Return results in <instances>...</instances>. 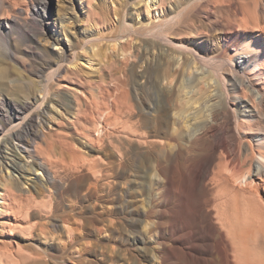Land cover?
<instances>
[{
  "label": "bare ground",
  "instance_id": "1",
  "mask_svg": "<svg viewBox=\"0 0 264 264\" xmlns=\"http://www.w3.org/2000/svg\"><path fill=\"white\" fill-rule=\"evenodd\" d=\"M15 1L13 8L18 12L24 10L19 7L20 3L16 7L18 2ZM94 1L81 0V8L87 23L85 27H95L96 33L75 42L85 49L89 43L98 46L106 39L103 56H109L112 68L120 63H134L125 74L127 82L116 78L115 85L111 82L112 87L108 86L110 106L104 108L106 113L100 109L109 97L104 93L95 103L98 110H90L96 107L95 104L89 107V112L93 113L90 112L91 116L82 113L84 117L81 121L75 113L71 119L73 111L69 113L70 120L67 125L64 124L65 127L60 124L66 120H59L60 124L52 120L54 123L50 132H47L46 127L51 124V120L48 121L38 112L44 102L49 100V82L45 85L37 84V90L44 93V96L43 99L38 98L40 103L34 109L31 108L34 102L27 97L17 100L22 101L18 103L0 89V144L4 138L13 135H17L20 142L31 135L32 142H24L23 156L34 159L33 166L43 170L41 172L51 186H55L58 178L56 169H53L58 163H53L52 154L62 158L67 155L74 157L75 161L65 164L66 169H62L70 174L79 168L78 158L87 157L84 161L87 160L88 167L83 170L82 176L87 178L94 172L92 174L96 178L99 176H95L97 171L107 169L112 193H115L118 183L128 170L131 154L129 147L136 148V157L148 159L152 168L150 179L156 180L157 187L153 190L155 194H152L150 202L154 205L153 202L158 200L162 207V220L156 224L152 233V244L156 246H143L144 251L141 250L144 255L150 253L154 259L159 258L162 264H264V0H122L118 3L112 0L106 4L101 0H97V3ZM198 3L201 5L197 6ZM218 4L227 5L221 9V19H215L210 10ZM45 6L43 13L37 11V16H34L42 28L33 34L52 39V33L48 30L51 18L48 0ZM10 13L0 20V28L3 30L1 37L16 31L26 34L25 28L29 26L32 18L29 16L33 12L30 15L28 13L29 16L24 19L18 14L10 16ZM91 35L93 37H89ZM33 40L37 43V39ZM54 43L60 44L64 53L48 51L57 65L50 78L53 79V75L62 70L65 64L70 65V73L77 75L78 70L74 68L80 64L78 53H71L74 46L70 44L67 53L65 43L58 40ZM164 44L170 46L175 55L172 53V56L163 57L154 54ZM7 48L10 50V47ZM91 56L85 57L87 62H92L94 57ZM138 62L146 63L143 64L145 67L142 73L135 69ZM192 63L194 66L200 65L199 69H195L201 72L202 68V72L188 82L185 70ZM119 68H113L111 74L117 75ZM14 76L0 65V88L4 90L3 85L7 81L14 82ZM136 78L143 79V83L136 84ZM159 81L167 82V89L162 94V102L154 105V114H151L149 88ZM86 82L85 86L90 84V81ZM101 83H97L99 90L100 85H103ZM62 87L64 89L60 86L57 88L70 95L60 96V104L69 108L77 103L71 94L77 91L85 93L87 89L75 81L64 83ZM132 92H138L140 95H135L141 96L138 113H134L131 110L133 108H126L132 102L134 104L136 98L125 105L128 102L125 99ZM89 93L95 95L93 90ZM208 95L209 99L206 100ZM87 98L91 97L85 100ZM121 101L126 103L122 104ZM121 104L126 111L119 110ZM3 105H7L8 110L4 111ZM36 112L41 117V129L39 125L38 129L31 125ZM45 113L54 114L52 111ZM53 117L54 120L59 119ZM119 118L122 121L117 123ZM188 148L203 150L204 155L191 162L185 157ZM165 152L167 160L173 164L172 173L164 165L162 154ZM20 164L14 158L10 165L7 164V168L24 170ZM184 166L191 172L185 173ZM14 173L11 170L9 173H0V264L58 263L59 258L41 242L46 234L41 220H48L54 230L58 228V218L52 206L55 205L52 203L54 201L42 199L51 194L42 186L36 190L29 188L25 180ZM181 174L185 177L182 193L178 192L176 179ZM24 183L29 189L23 186ZM179 196L183 199L181 204ZM111 200L115 202L114 197ZM143 210L148 213L150 207L143 204ZM108 211L113 216L117 213L116 209ZM38 219L41 220L37 222ZM111 222L113 224V220ZM138 222L141 224L143 221L139 219ZM147 222L143 227L146 231ZM112 240L117 241L115 236H112ZM23 241L25 245L21 244ZM131 245L134 248L135 242ZM63 250H66V246ZM134 260L135 264H141L139 256H135Z\"/></svg>",
  "mask_w": 264,
  "mask_h": 264
},
{
  "label": "rangeland",
  "instance_id": "2",
  "mask_svg": "<svg viewBox=\"0 0 264 264\" xmlns=\"http://www.w3.org/2000/svg\"><path fill=\"white\" fill-rule=\"evenodd\" d=\"M14 1L15 0H7V1L5 0V2H4V1L0 0V20L2 19V16H4L5 18L8 17L6 15H8V13H10V12H11L10 16L12 14H18V15H20V17L22 19L29 16L32 12H33L32 13L33 16H32V14H31V16H29V17H32V18H30V21L32 20V22L29 21L30 24H29V26H27V28L30 30L25 28V30L27 32L26 34H23L22 32L16 31L13 33L14 35L12 34L13 36L12 35H4L5 34L4 33L3 34L4 36L1 37L3 30H1V28H0V65L5 67L9 74H11L12 76L15 75L14 76V82L15 83L14 82L10 83V81H7L6 84L3 85L4 90H3V88H0V89H2V91H4L7 95H9L11 98H13V100H15L18 103L22 102V101H17V100L26 99V97H27L29 99V101H31L32 103L34 102L33 103L34 106L31 107L32 109H34L40 103L38 101V98L43 99V96H44V93H41V91L37 90V84H39V85L44 84L45 85L49 82V84H50L49 100L45 101L44 104L42 105L41 111H38L41 113V116L46 118L48 121L51 120V124H48V125L46 124L47 125V127H46L47 132H50L49 130H51L52 123H54L53 121H56V122L58 121L57 123L60 124L61 120L62 121L66 120L65 122H62L63 125L60 124L62 127H65V125L68 124V120H70L69 119V117H70L69 113H72L73 111L74 112H73V116L71 119H73L75 117V113H76L77 117L79 116L78 118L81 119V121H82L85 113L87 115H90L91 111L98 110L97 105L95 103H96L97 99H99L100 96H102L104 93H105V95H108L107 94V92H108L107 88L109 89L110 86L112 87L111 82L114 83L113 86L116 83V78H120L121 80H124L127 82V76L125 74H126V72H128L129 68L134 63L129 62V63H124V64L123 63L117 64L119 66L114 64L115 66H113V68L118 69L120 66H121V68H119V70L116 71L117 75H112L111 70L113 68H112L111 64L109 63V56H107L106 58H105V56H103V54L105 53L104 51H105L106 46H107L106 39L103 40L104 43L102 41L99 43V45H101V46H99V45L93 46L94 43H89L88 45H86L85 49L80 48V46L75 42L79 38L82 39V38H85L89 34H95L96 33L95 27H93V26H92V28L85 27V26H87V23L85 22L86 19L84 18V14H83V10H82L83 8H81L82 7L81 0H48V3H49L48 7H49L50 17H51L50 21L48 23V30L50 29V31L52 33V36H53L52 39H47V38H44L43 35H39V36H41V39H40L39 36L36 37L33 34L35 31L42 28V24L40 22H38L34 18V16H37V11H38V13H43L44 10H46L45 4H46L47 0H43L44 3L42 2V0H16L18 2L17 3L15 1L17 3L16 7H18L19 3H20L21 5L19 7L24 8V10H22L21 12L20 11L18 12L13 8V6H15ZM101 1L106 4L107 2L112 1V0H101ZM115 1H116L115 3H118L122 0H115ZM123 1H125V0H123ZM11 2H13V3H11ZM94 2L97 3L98 1L95 0ZM41 3H43V4H41ZM22 4H23V6H22ZM34 5H36L35 7H37V9L34 7ZM199 5H201V3H198L197 6H199ZM220 5L221 4H218V6H212V8H210L215 19H221V17H222L221 9H222V7L225 8L224 6L227 7V5H221V6ZM213 7H215V9ZM6 9H8V11H6ZM28 9H30V11ZM72 12H73V14H72ZM76 12H77V14H76ZM5 13H7V14H5ZM28 13H29V15H28ZM70 15L71 16L73 15V16L71 17ZM36 22L39 25H37ZM84 22H85V24H84ZM32 23L35 25H32ZM34 27H35V29H34ZM32 35H33V37H32ZM42 36H43V38H42ZM89 37H93V35H91ZM17 39H18V41H17ZM33 39H35V40L37 39L36 40L37 43L34 42ZM57 40L65 43L64 48H65L67 53H69L70 44H72L74 46V50L71 51V53L72 52L78 53V55H77V56H79L78 62L80 64V66L74 68V70H78L77 75L70 73V71L68 69L70 65L65 64V66L63 68H61L62 70H60L57 74L53 75V77H54L53 79L50 78V75H52L51 72L53 71V69L55 67H57V65H56L55 61L53 60V58H51L50 55L48 54V51H51L54 53L59 52V54L64 53L63 49L61 48L62 46L60 44L54 43V41L57 42ZM51 43H53V44H51ZM26 46H28V47H26ZM3 47H4V49L7 47H10V50H8V48L4 50ZM151 51H154V50L152 49ZM100 52H102V53H100ZM172 53H173V50L171 49L170 46H167L166 44L163 45V48H161L160 50L156 49L154 52V54H158V55L161 54L163 57H167L170 54L172 56L174 54V53L173 54ZM91 54H92V56H91ZM87 55L91 56L92 58L94 57L91 63L87 62V58H85ZM143 64L146 65V63L141 64L139 62L135 64V66H136L135 69L138 73H142V71L145 67ZM193 64L194 63H192L190 65L188 70L187 69L185 70V72L187 71L186 75H187L188 82H191L198 74H200L202 72V68H200L201 72L199 70H196L197 68L199 69L200 65L196 64L194 66ZM29 70H31V71H29ZM120 73H121V75H120ZM26 74H27V76H26ZM122 74H124V75H122ZM61 77H62V79H60ZM72 81L77 82L81 86H84V89L85 88H87V89H85L86 90L85 93H83L82 91H77V92H74L73 94H71L72 95L71 97H73V99L75 97V99L77 100V103L75 102L73 107L69 108L64 104H60L59 97L64 96V95H70V94L64 92V90L61 92V90H58L57 87L60 86L61 89H64V87H62V86H64V83H70ZM86 81H90V84H88L87 86H85L87 84ZM142 81H144V80L141 78H136L135 83L139 85V84L143 83ZM128 82H130V81H128ZM97 83L103 84V85H100V90H99V84H97ZM164 83H165V81L163 83H161V81H159V82H157V85L150 87L152 89L149 88V92H150L149 104H151V106H152L151 114H154V111H153L154 105H158L162 102V98H161V97H163L162 94L164 92V89H167V85H166L167 82L165 84ZM11 85H13V86L10 87ZM14 85L17 87H15ZM35 85H36V87H35ZM159 87L161 90L159 89ZM13 90H15V91H13ZM90 90H93V92L95 91L94 96L90 95V93H89ZM97 91H99V92H97ZM131 91H132V89H131ZM135 94H139V93L138 92H132V93H130V96L125 99L126 102L128 101L127 104H125V105H128L130 102H132L134 100V98H136L134 100V104H132L133 103L132 102L131 105H128L127 107L126 106L125 107L127 109L133 108L131 110H133L134 113H138L139 112V107H138L139 102L138 101L140 100L141 96H138ZM215 94H216V90L214 92V95ZM98 95H99V97H98ZM88 96H90L91 98L90 99L87 98V99H89L87 101V99L85 100V98ZM81 97H84V99ZM130 97H131V101H130ZM207 97H206V100L209 99V95ZM109 98H110V96L107 98L105 105L101 106L100 109L102 112H105V113L107 112V110H104V108L105 109H107V107L109 108V106H110V102H108ZM89 101H91V102L88 103ZM123 101H121L122 104L126 103V102L123 103ZM155 101H157V102H155ZM80 102H82V103H80ZM108 103H109V105H108ZM93 104L96 105V107H95L96 109L91 107V105L93 107L95 106ZM122 104L119 105L120 106L119 110L123 109L126 111L127 109L124 108V106ZM86 106H88V111H86V109H87ZM3 107H4L3 108L4 111L8 110L7 105H3ZM89 107L92 108V109L90 108V110H91L90 112H89ZM135 107H136V110H134ZM44 108H45V110H44ZM29 109H30V107H29ZM43 111H45V112L52 111L54 114L50 115L49 113H45ZM76 111H78V112H76ZM38 112H36L34 114L35 118L33 117L31 120V125L34 129H38V125L40 126L39 129H41V125H40L41 117L39 116ZM60 113H62V114H60ZM82 113H84V115ZM105 113H104L103 117H105ZM91 114H93V113L91 112ZM52 115L58 117L59 119L54 120V117ZM98 117H101V115H98ZM60 118H62V119H60ZM120 118H122V117H120ZM120 118L117 120V123H118V121H119V123L122 121V120L120 121ZM192 123H193V121H192ZM26 137H28V138H25L26 140L24 139L25 143L28 141L32 142L31 135L26 136ZM224 137L227 138V136L225 134H224ZM227 139H229V136ZM24 142H20V139L17 135H13V136L4 138L2 140V142L0 144V149H1L0 150V157H2L0 160V173L1 174L2 173H9V171L11 170L13 173L15 172L14 174L16 176L18 175L21 178V180H23V181L25 180L24 182H26V185L29 188L36 190L38 188V186H42L43 188L47 189V191L51 194V196L53 195L52 197L50 196L48 198H42V197L41 198L44 200L46 199L50 202L54 201L52 203H54L55 205H52V206H53V209L55 208L54 212L56 213L57 218H58L57 222H58V228L59 229L57 228L54 230L53 226H51V224L48 223V220L38 219V221H37V222H39V220H41L45 226L46 234L43 235L44 238L41 241L42 244L46 248H48L50 250V252L54 256L59 258V260H60V261H58V263H51V264H70V263L71 264H94V263L95 264H135V260H136V259L134 260L135 256H139V258L141 259V264H162V262L159 258L154 259V257H152L150 253L144 255V252H143L144 247L147 245L148 246H156V245L152 244V242L154 241L153 240L154 237L152 236V233L155 230L156 224L160 220H162V215L160 212L162 207H161V203H158V200L153 202L154 205H152L150 202L152 194L153 193L155 194V192H153V190L156 189V187H157L156 180L151 181L150 174H149L150 170L152 169L151 164L148 161V159L145 157H142V156H140L142 158L136 157V152H137L136 148L129 147V149H131L130 150L131 154H133V155L130 154L129 162H128V170L125 173V177L123 179H121V181L118 183L115 193H112L111 178H109L107 169L103 168L101 171H97L98 173L95 176L99 175L97 177H100V179H98L97 177L96 178L94 177V174H95L94 172H91V175L87 176L88 180L86 177L82 176V174L84 172L83 170H85V168L88 167L87 160L84 161L85 159H87V157L86 158H84V157L78 158L77 164H78L79 168L77 170L79 172L77 170L74 171L72 174L66 173V170L64 172L62 169H64V168L66 169L67 165H69V164L73 163V161H75L74 157H72L70 155L63 157V158H65L63 161L64 164H63V162H61L63 160V158L60 157V155H55V154H52V156L50 155L52 158L51 160H53V163L55 161L58 163V166H55V167L53 166V169L54 170L56 169V171L58 173L57 174L58 178H57V181L55 183V186H51L49 184L45 174L43 172H41L43 170L37 169L36 166H33L34 159L33 158L29 159L27 156H23L25 154L24 152H22V150L24 148ZM11 147L13 149H11ZM84 150L85 149H82V151H84ZM198 151L199 150H195L193 148L192 149L188 148L185 152V157H187V159L189 161L195 162L197 159L201 158L204 155L203 150L202 151L200 150L199 152ZM197 153H199V154H197ZM194 154H196V155H194ZM162 155H163L164 160H165L164 165L167 166L168 170L172 173L173 172L172 162L167 160L166 152L163 153ZM104 157H106L105 154H104ZM14 158L17 160V162L19 164L21 163L20 166H23L24 170H21V168H19V169H13L12 168L13 170L12 169L9 170L7 168V164L10 165L11 160H13ZM67 158H68V160H67ZM54 159H56V160H54ZM9 161H10V163H8ZM83 163H84V165H83ZM65 164H67V165H65ZM187 164H188V162L186 163V165ZM63 166H65V167H63ZM82 167H83V169L80 172V169ZM185 167L186 166L183 167V169H184L183 171L185 173L188 174V172H191V170H189L188 168H185ZM59 169H61V171ZM14 170H16V171H14ZM19 171L21 172V175H20ZM184 172H183V174H184ZM92 173H94V174H92ZM176 179H177L178 186H179L178 192L182 193L184 190L185 177H184V175L181 174L179 176L177 175ZM97 180L98 181L101 180V181L98 182ZM26 185L24 183L23 186L26 188L27 187ZM28 187L26 189H29ZM70 188H71V190H70ZM51 190L53 192H51ZM146 190H148V191H146ZM113 197L115 198L114 203L111 200V198H113ZM117 198H119V199H117ZM178 199L180 201L179 203L181 204L183 202V199L181 197ZM139 201H141V202H139ZM147 202H148V204H147ZM143 204H146L147 207H150V211L148 213L144 212ZM74 208H77V209H74ZM71 209L74 211H71ZM109 209H116L117 213H115V215L113 216L110 214L111 212L108 211ZM136 209H137V211H136ZM71 212H72V215H71ZM159 213H160V215H159ZM139 219H140V222L143 221L141 224H139V222H138ZM112 220H113V224L111 222ZM146 220L147 221L149 220V222H147ZM146 222H147V224L149 223L147 225L148 226L147 231L145 230V228H143V227H145ZM81 225H82V227H81ZM67 226H69V227H67ZM68 228L70 229V232L68 231ZM149 231H152L151 234H149ZM175 233H176V231L174 230V235L176 236ZM112 236H115L117 241L114 242L112 240ZM46 237L48 238L47 240H46ZM58 237H62L63 239L59 240ZM133 242H135L134 248H132V245H131ZM21 244L25 245L24 241ZM128 245H131V246H128ZM64 246H66V250H63ZM117 250H118V252H117ZM129 254L131 256H129ZM92 259H94V260H92Z\"/></svg>",
  "mask_w": 264,
  "mask_h": 264
}]
</instances>
